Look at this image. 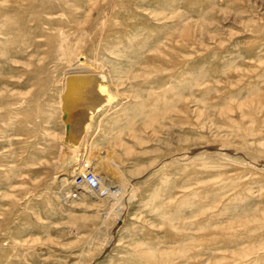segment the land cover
<instances>
[{
	"label": "rangeland",
	"instance_id": "obj_1",
	"mask_svg": "<svg viewBox=\"0 0 264 264\" xmlns=\"http://www.w3.org/2000/svg\"><path fill=\"white\" fill-rule=\"evenodd\" d=\"M76 147L121 218L120 180L62 182ZM0 264H264V0H0Z\"/></svg>",
	"mask_w": 264,
	"mask_h": 264
},
{
	"label": "bare ground",
	"instance_id": "obj_2",
	"mask_svg": "<svg viewBox=\"0 0 264 264\" xmlns=\"http://www.w3.org/2000/svg\"><path fill=\"white\" fill-rule=\"evenodd\" d=\"M79 68H74L69 70L70 74H74L67 76L64 78V86L66 93L69 95L74 84L79 82H85L84 84L86 87L89 85L93 87L92 95L87 100H83L81 103L82 107L76 109L74 103L70 101L65 106V115L68 117L67 123L70 128L75 129L73 131L78 132V129L83 127L85 123H89L91 115L93 113V109L96 107L99 97L96 88V79L94 76L95 70L85 67L83 71H79ZM75 72V73H74ZM96 73V72H95ZM69 78V79H68ZM99 81V80H98ZM94 114V113H93ZM72 131V132H73ZM77 132L73 135L72 133L69 135V141H73L76 139ZM68 141V142H69ZM71 143V142H70ZM69 149V148H68ZM79 152V153H78ZM79 154V155H78ZM112 158L106 154L102 156V153H96L94 155L88 154L86 151H80L77 147L69 151L68 156L61 162V172L65 179L62 180L64 184L71 185L73 188L74 193L77 191H86V193H93L98 194L101 198H107L112 186V179L113 177L116 180H120L123 184L121 192L114 191L111 202V208L113 209L112 212L116 213L119 218L122 217V211L126 206V203L133 198L135 193V189H131V186H125V179L123 173L120 171L118 167L117 161H111ZM111 168H109V167ZM104 172H100L98 170H103ZM72 168V170H71ZM114 172V173H113ZM103 187V190L101 188ZM117 187V186H115ZM120 187V186H119ZM120 187V188H121ZM126 187V191H123V188ZM89 191V192H87ZM80 193L74 195V199L79 197ZM121 194V195H120ZM73 198V196H72ZM120 221V219H119ZM109 225L108 228H110ZM120 227V224L117 225L116 229Z\"/></svg>",
	"mask_w": 264,
	"mask_h": 264
}]
</instances>
